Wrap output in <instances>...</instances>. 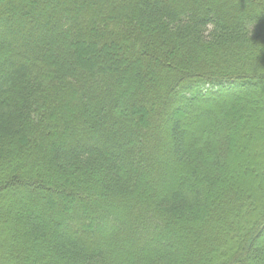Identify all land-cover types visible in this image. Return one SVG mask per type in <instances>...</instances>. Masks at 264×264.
<instances>
[{
    "label": "trees",
    "instance_id": "1",
    "mask_svg": "<svg viewBox=\"0 0 264 264\" xmlns=\"http://www.w3.org/2000/svg\"><path fill=\"white\" fill-rule=\"evenodd\" d=\"M0 264H264V0H0Z\"/></svg>",
    "mask_w": 264,
    "mask_h": 264
}]
</instances>
